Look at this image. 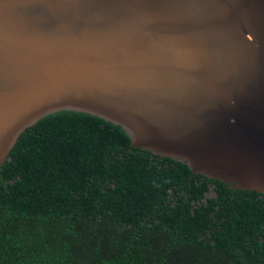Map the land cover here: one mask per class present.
Listing matches in <instances>:
<instances>
[{
	"label": "water",
	"instance_id": "95a60500",
	"mask_svg": "<svg viewBox=\"0 0 264 264\" xmlns=\"http://www.w3.org/2000/svg\"><path fill=\"white\" fill-rule=\"evenodd\" d=\"M60 111L264 194V0H0V167Z\"/></svg>",
	"mask_w": 264,
	"mask_h": 264
},
{
	"label": "trees",
	"instance_id": "16d2710c",
	"mask_svg": "<svg viewBox=\"0 0 264 264\" xmlns=\"http://www.w3.org/2000/svg\"><path fill=\"white\" fill-rule=\"evenodd\" d=\"M0 264H264V194L132 148L100 117L56 112L0 167Z\"/></svg>",
	"mask_w": 264,
	"mask_h": 264
},
{
	"label": "rangeland",
	"instance_id": "374dc122",
	"mask_svg": "<svg viewBox=\"0 0 264 264\" xmlns=\"http://www.w3.org/2000/svg\"><path fill=\"white\" fill-rule=\"evenodd\" d=\"M213 195H214V192H213L212 187H211L209 192L207 193L206 197H212Z\"/></svg>",
	"mask_w": 264,
	"mask_h": 264
}]
</instances>
